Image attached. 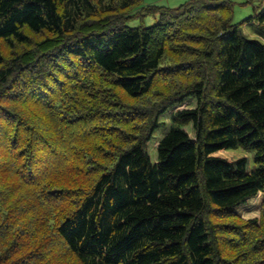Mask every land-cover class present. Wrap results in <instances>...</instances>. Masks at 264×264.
<instances>
[{"label":"trees","instance_id":"16d2710c","mask_svg":"<svg viewBox=\"0 0 264 264\" xmlns=\"http://www.w3.org/2000/svg\"><path fill=\"white\" fill-rule=\"evenodd\" d=\"M139 1L0 0V264H264V44Z\"/></svg>","mask_w":264,"mask_h":264},{"label":"rangeland","instance_id":"374dc122","mask_svg":"<svg viewBox=\"0 0 264 264\" xmlns=\"http://www.w3.org/2000/svg\"><path fill=\"white\" fill-rule=\"evenodd\" d=\"M190 0H140L139 3L128 13L129 19L124 22L127 28H149L155 25L157 17L146 13L150 8L176 9L189 2ZM232 4V18L233 25H240L241 34L249 40H255L264 44V35L262 28L264 23L260 26L256 21H247L254 18L259 11L264 7V0H227ZM194 98L186 100L181 106H176L170 109L165 115L160 117L159 122L162 124L160 129L154 132L148 146L147 153L151 164L156 163V147L157 143L169 132L171 128L170 118L175 112L183 110H192L195 108ZM188 137L193 140L194 132L191 126L184 128ZM250 160L253 167L252 154L245 153ZM261 197L258 195L255 199L246 202L244 207L235 211V214L244 221L258 220L259 205Z\"/></svg>","mask_w":264,"mask_h":264}]
</instances>
